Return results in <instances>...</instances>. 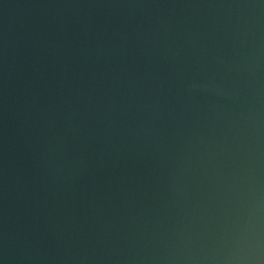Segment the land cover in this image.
Instances as JSON below:
<instances>
[{"label":"water","instance_id":"obj_1","mask_svg":"<svg viewBox=\"0 0 264 264\" xmlns=\"http://www.w3.org/2000/svg\"><path fill=\"white\" fill-rule=\"evenodd\" d=\"M0 264H264V0H0Z\"/></svg>","mask_w":264,"mask_h":264}]
</instances>
